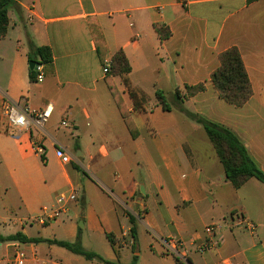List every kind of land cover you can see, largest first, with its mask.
Listing matches in <instances>:
<instances>
[{
	"label": "crops",
	"instance_id": "0c3cea01",
	"mask_svg": "<svg viewBox=\"0 0 264 264\" xmlns=\"http://www.w3.org/2000/svg\"><path fill=\"white\" fill-rule=\"evenodd\" d=\"M14 1L0 40V234L66 242L80 237L84 247V232L62 216L44 225L15 216V210L34 217L43 209L50 212L59 195L82 191L83 206L72 208L70 202L67 215H83L94 250L84 248L107 261L131 264L136 255V264H178L165 246L176 239L183 242L188 264H264L263 183L250 179L234 188L204 128L175 107L163 111L155 95L162 90L176 104L177 91L184 95L185 86L205 84L204 92L184 100L185 108L231 130L264 171V0ZM159 27L170 35L162 39ZM95 35L106 44L105 63ZM30 41L52 50L41 83L31 80ZM234 47L253 92L243 106L248 112L223 101L211 82L220 55ZM120 50L131 66L129 82L143 98L142 109L136 108L123 78L113 77L137 138L109 90L111 71L103 72ZM5 98L34 110L52 103L54 111L42 131L10 130ZM63 119L69 127H61ZM35 142L44 150L45 168H51L43 180ZM57 147L71 163L60 161ZM80 174H87V183ZM127 213L136 219L135 252ZM236 214L255 231L237 226L230 219ZM212 224L218 226L215 246L199 252ZM107 234L115 236L116 245L100 242ZM19 252L24 264H104L56 245L20 242L0 245V264H19Z\"/></svg>",
	"mask_w": 264,
	"mask_h": 264
},
{
	"label": "trees",
	"instance_id": "16d2710c",
	"mask_svg": "<svg viewBox=\"0 0 264 264\" xmlns=\"http://www.w3.org/2000/svg\"><path fill=\"white\" fill-rule=\"evenodd\" d=\"M252 1V0H251ZM14 0H0V40L5 37L9 25L8 11L15 6ZM161 38L164 39L169 36V32L159 27L157 28ZM95 40L98 46V54L102 63H105L106 44L102 38L95 35ZM29 61L37 64L47 65L53 61L52 50L48 46H37L32 41L29 42ZM111 75L106 78L109 90L114 95L115 102L124 119V122L133 138L139 135L138 129L128 111L127 106L116 92L113 77L120 76L123 78L125 87L127 88L134 105L138 109H142L143 98L140 99L137 92L132 88L127 75L131 72V66L125 55L120 50L111 59ZM220 67L212 74L211 82L214 88L218 91L220 98L226 103L237 108H242L250 100L253 92L251 83L244 66L241 54L237 48L226 50L220 55ZM35 71H30L31 80L34 82ZM206 90L205 84L201 83L195 86H185V94L182 95L180 91L175 94L176 105L175 108L184 113L190 120L201 125L209 139L213 144L218 158L223 165L226 179L233 185L234 188H241L250 179H256L264 184V171L259 168L256 162L249 155L246 147L242 144L239 138L228 128L211 122L203 116L187 110L184 106V100L193 97ZM156 99L163 111H171L174 107L169 104L165 93L162 90H157ZM130 223L132 225L131 234L134 239L133 251H136L137 231L136 219L130 213H127ZM110 243L116 245V238L112 234H107ZM7 242L20 243H47L64 248L74 254L80 255L87 260H97L104 264H119L113 263L103 259L95 252L86 250L78 237L75 243L50 240L43 238H29L22 232L4 236L0 234V245ZM178 264H183L178 258H175ZM138 257L135 255L131 264H136ZM190 262V260H188Z\"/></svg>",
	"mask_w": 264,
	"mask_h": 264
},
{
	"label": "built area",
	"instance_id": "2783aa9c",
	"mask_svg": "<svg viewBox=\"0 0 264 264\" xmlns=\"http://www.w3.org/2000/svg\"><path fill=\"white\" fill-rule=\"evenodd\" d=\"M35 71L34 82L41 83L44 81V65L37 64L33 69ZM103 72L105 74L109 73V67L107 63L103 68ZM54 111V106L52 103H49L45 109L43 110H34L27 103H20L10 99L5 98L3 103V116L6 122L8 129L10 130H18V131H30L31 128H35L38 131H42L44 129L45 124L49 121ZM61 127L67 128L69 127V120L63 119L61 122ZM37 153H44L42 145L38 142H35L34 145ZM56 156L60 159V161L66 165L71 163V156L65 151V149L61 147H57L55 150ZM75 200L74 194H61L57 198L56 207L48 212L46 209H43L42 214L36 219L38 223L47 224L56 221L61 216L67 214L68 205L70 202ZM230 219L232 221H236L237 226H241L242 228L254 232L256 226L249 220H247L244 216L240 214L230 215ZM218 229L217 225H208L205 228V233L209 236L205 242L198 248L199 252H204L215 246V242L213 237L216 234ZM166 249L169 253H171L175 258H178L181 263L188 264V258L186 257V251L184 250L183 242L176 239H170L165 242ZM25 254L23 252H19L16 255V259H19V264H24ZM225 264H231L226 262Z\"/></svg>",
	"mask_w": 264,
	"mask_h": 264
},
{
	"label": "rangeland",
	"instance_id": "374dc122",
	"mask_svg": "<svg viewBox=\"0 0 264 264\" xmlns=\"http://www.w3.org/2000/svg\"><path fill=\"white\" fill-rule=\"evenodd\" d=\"M108 67H109V72L111 71V63H107ZM170 105H172L173 107H175V103L174 101H171L169 102ZM236 111H242V112H248L250 111V107L249 106H246V107H243L242 109H238ZM0 165L3 166V160L1 159L0 157ZM14 162H18V160L15 158L13 159ZM39 164H40V174H41V179L43 180L44 176L45 178H47V175H46V172L50 169L49 168H45L46 167V164H44V154L42 153L41 154V157H39ZM38 165V164H37ZM2 170L4 171L3 174H6L7 173V169L6 168H2ZM5 170H6V173H5ZM35 170V169H33ZM35 174H38V170L34 171ZM80 176L84 179L85 183H87V179H88V176L87 174H80ZM6 179H8L7 175H6ZM12 181L10 180V183ZM49 184H51L50 181H48ZM264 185V184H263ZM74 196H75V200L73 202H71L70 206L72 205V208L73 206H78V207H82L83 204H84V195H83V192L82 191H76L74 193ZM42 214V211H39L38 215L34 217V215H30V216H25L23 213H21L20 211L18 210H15V216L16 217H19L20 219H23V218H26V220L28 221L27 223H29L30 225H36V219ZM32 216V217H31ZM82 219H83V215L80 214L79 217H74L73 213H70V214H65L62 216V220H65V221H68V222H73L74 224H76L78 227H79V230L81 232H84V236H83V241H84V247L85 248H89L88 250H94V246L92 244L91 241H93V235H91L92 237L89 238L86 231L83 229V225L81 224L82 223ZM44 229H46V231L48 233H50L52 231V228H50L49 226L47 227H44ZM107 238V237H106ZM109 241V239L107 238L106 240H101L100 242H105V241ZM77 241V240H76ZM76 241L72 242V243H75ZM98 241V240H97ZM110 242V241H109ZM107 243V242H106ZM93 248V249H92ZM97 248H98V242H97Z\"/></svg>",
	"mask_w": 264,
	"mask_h": 264
},
{
	"label": "water",
	"instance_id": "95a60500",
	"mask_svg": "<svg viewBox=\"0 0 264 264\" xmlns=\"http://www.w3.org/2000/svg\"><path fill=\"white\" fill-rule=\"evenodd\" d=\"M36 65H37V63L34 62V61H32V62L29 63V67H30L31 70H33ZM142 192H143V190H142Z\"/></svg>",
	"mask_w": 264,
	"mask_h": 264
}]
</instances>
